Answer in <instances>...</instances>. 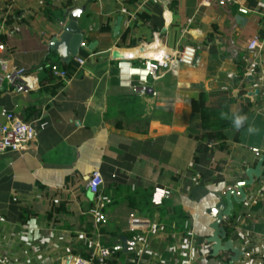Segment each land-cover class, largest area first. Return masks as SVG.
<instances>
[{
  "label": "crops",
  "instance_id": "0c3cea01",
  "mask_svg": "<svg viewBox=\"0 0 264 264\" xmlns=\"http://www.w3.org/2000/svg\"><path fill=\"white\" fill-rule=\"evenodd\" d=\"M201 1L0 0V126L10 112L37 130L25 152L0 154V264H73L96 243L110 250L107 264H227L230 253L212 256L206 210L263 153L264 0ZM82 6L83 44L65 64L50 40ZM252 38L263 47L248 50ZM150 43L193 46L195 59L142 91L119 86L113 56ZM17 69L31 88L5 77ZM220 91L246 119L223 130V144L202 141L200 113ZM156 186L169 191L160 206ZM244 191L221 224L244 253L235 264H264V172Z\"/></svg>",
  "mask_w": 264,
  "mask_h": 264
},
{
  "label": "built area",
  "instance_id": "2783aa9c",
  "mask_svg": "<svg viewBox=\"0 0 264 264\" xmlns=\"http://www.w3.org/2000/svg\"><path fill=\"white\" fill-rule=\"evenodd\" d=\"M228 0H219V4H224ZM205 0H202L203 4ZM242 14L247 13V9H239ZM83 44V43H82ZM262 43L252 38L247 41L246 48L254 50L261 49ZM130 53L115 54V77L117 84L121 87H128L134 91H142L145 87H149V80H156L167 72L173 63H181L190 65L195 59L196 49L190 45L175 48L173 51L166 52L150 43L143 46L133 47L126 50ZM135 50V51H133ZM76 57V56H75ZM77 62H82L76 58ZM43 68L50 71L56 77H65L66 72L57 64L44 63ZM253 71L252 69H250ZM7 79L11 80L18 77L24 82L18 86L19 90L29 89L33 86L31 76L25 74L24 69H17L12 74H6ZM155 95V92L152 93ZM5 122L0 126V154L6 152H25L30 146L37 141V130L32 123L24 122L17 119L13 113L5 114ZM256 156L260 154L259 149H253ZM103 185V177L99 170H93L90 174L87 189L97 195L100 187ZM169 194L165 187L156 186L151 194V203L155 206H160L163 199ZM99 220H104L103 216H98ZM95 250V251H94ZM111 252L107 247L95 244V249L90 252L88 258L78 257L73 261V264H107V260Z\"/></svg>",
  "mask_w": 264,
  "mask_h": 264
},
{
  "label": "water",
  "instance_id": "95a60500",
  "mask_svg": "<svg viewBox=\"0 0 264 264\" xmlns=\"http://www.w3.org/2000/svg\"><path fill=\"white\" fill-rule=\"evenodd\" d=\"M85 9V6L68 8L65 15V24L62 30L50 40V50L55 51L57 56L65 64L71 62L72 57L78 54L80 46L83 43L84 32L79 27L78 19L80 14ZM120 19L114 29L118 32ZM263 153L258 156L255 166L244 170V178L236 182L232 187H229L223 193L216 194L218 201L206 210V214L212 219L209 228L212 234L207 238V241L212 244V256H217L220 252L230 253L227 264H235L244 255L243 251L234 247L231 239L227 238V232L221 224L224 218L230 217L234 204L242 203L247 196L244 188L252 185L254 181H261L264 172V144L262 146ZM125 245H130L131 241L122 238Z\"/></svg>",
  "mask_w": 264,
  "mask_h": 264
},
{
  "label": "trees",
  "instance_id": "16d2710c",
  "mask_svg": "<svg viewBox=\"0 0 264 264\" xmlns=\"http://www.w3.org/2000/svg\"><path fill=\"white\" fill-rule=\"evenodd\" d=\"M210 96L212 99L210 105L202 109L200 113L203 131L199 138L202 141L210 139L223 144V130L235 128L234 118L239 114L231 110L235 100L229 92H214Z\"/></svg>",
  "mask_w": 264,
  "mask_h": 264
},
{
  "label": "clouds",
  "instance_id": "9594fccd",
  "mask_svg": "<svg viewBox=\"0 0 264 264\" xmlns=\"http://www.w3.org/2000/svg\"><path fill=\"white\" fill-rule=\"evenodd\" d=\"M246 119V117H243V116H239V115H236L235 118H234V124H235V127L237 129H239L242 124L244 123V120ZM252 129H250L251 131Z\"/></svg>",
  "mask_w": 264,
  "mask_h": 264
},
{
  "label": "rangeland",
  "instance_id": "374dc122",
  "mask_svg": "<svg viewBox=\"0 0 264 264\" xmlns=\"http://www.w3.org/2000/svg\"><path fill=\"white\" fill-rule=\"evenodd\" d=\"M114 64H115V62H114ZM114 64H113V65H114Z\"/></svg>",
  "mask_w": 264,
  "mask_h": 264
}]
</instances>
